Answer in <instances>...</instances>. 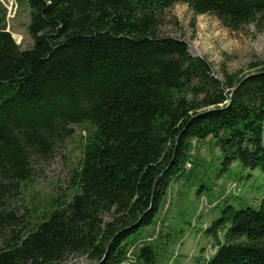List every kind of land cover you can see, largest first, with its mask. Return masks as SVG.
Listing matches in <instances>:
<instances>
[{"label":"trees","instance_id":"1","mask_svg":"<svg viewBox=\"0 0 264 264\" xmlns=\"http://www.w3.org/2000/svg\"><path fill=\"white\" fill-rule=\"evenodd\" d=\"M25 1L26 48L0 3V264H61L69 254L84 264H155L153 236L129 237L156 225L193 141L214 140L225 167L264 170V64L216 76L160 31L163 12L182 1L236 29L264 21V0ZM81 124L73 194L53 197L33 221L17 214L37 162ZM223 212L205 229L217 249L203 264H264V196Z\"/></svg>","mask_w":264,"mask_h":264},{"label":"rangeland","instance_id":"2","mask_svg":"<svg viewBox=\"0 0 264 264\" xmlns=\"http://www.w3.org/2000/svg\"><path fill=\"white\" fill-rule=\"evenodd\" d=\"M0 3L6 9V29L21 48L29 47L26 1L0 0ZM160 31L183 39L189 52L204 57L218 77L222 69L246 75L256 69L255 64H264V21L235 29L213 13L195 14L187 3L176 1L163 12ZM72 128L73 132L55 149L53 157L35 165L31 180L25 183L20 198L15 201L17 214L33 221L35 216L51 209L53 197L69 198L75 191L73 180L81 168L88 129L82 124ZM262 196L264 170L244 167L237 160L225 167L214 140L193 141L190 160L184 172L170 184L156 225L142 228L129 240H137L145 232L151 234L155 264H203L217 249L216 241L205 229L225 214L224 207L256 206ZM223 235L224 229H221V242ZM2 240L0 235V243ZM129 260L128 257L124 264ZM86 262L85 256L69 254L61 264Z\"/></svg>","mask_w":264,"mask_h":264}]
</instances>
